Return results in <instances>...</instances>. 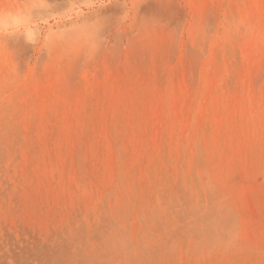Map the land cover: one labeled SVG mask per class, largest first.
Masks as SVG:
<instances>
[{"label": "rangeland", "instance_id": "1", "mask_svg": "<svg viewBox=\"0 0 264 264\" xmlns=\"http://www.w3.org/2000/svg\"><path fill=\"white\" fill-rule=\"evenodd\" d=\"M41 3L0 0V264H264V0ZM120 78L191 91L178 153Z\"/></svg>", "mask_w": 264, "mask_h": 264}, {"label": "bare ground", "instance_id": "2", "mask_svg": "<svg viewBox=\"0 0 264 264\" xmlns=\"http://www.w3.org/2000/svg\"><path fill=\"white\" fill-rule=\"evenodd\" d=\"M45 3L47 0H39ZM41 3V4H42ZM12 8H3L2 15L12 12ZM256 44V42H255ZM112 75V74H110ZM109 75V76H110ZM115 77V75H114ZM125 77V76H124ZM131 80V79H130ZM68 84V83H67ZM161 85V84H160ZM169 85V84H168ZM173 85V84H172ZM69 86H71L69 84ZM105 100L104 104L100 100L97 101L98 105L102 108L98 111L101 116L106 112L104 105H107L109 112H112L116 117L121 115L127 125L135 133L137 127L145 125L149 127L152 132V140L154 147L158 153L161 152L163 147L164 139L169 140L170 149L173 152H179L181 143L185 139V135L191 128V118L195 109V103L192 101L193 95L189 89H184L182 85L175 84L172 89L166 86V90L158 91L157 86L153 87L149 84H142L135 79L134 87L129 84L125 78H120V80H108L105 83ZM68 88V87H67ZM73 88V87H72ZM71 89V88H70ZM85 89V88H84ZM7 90V89H6ZM48 90V89H47ZM53 90H56L53 88ZM86 90V89H85ZM160 90V89H159ZM88 91V90H86ZM134 91V94H132ZM249 91V90H248ZM68 92V91H67ZM99 92V85L95 83L92 89L94 96H97ZM203 92V91H202ZM38 93V92H37ZM56 93V92H55ZM69 93V92H68ZM256 93V92H255ZM263 94V93H261ZM85 95V94H84ZM66 96V95H65ZM88 96V93H87ZM197 96V95H196ZM199 96V95H198ZM260 97V95H259ZM199 98V97H198ZM201 98V93H200ZM199 98V101H200ZM254 99L253 94L248 92L244 99L246 105L250 103L247 102L248 99ZM94 99V98H93ZM195 99V97H194ZM205 99V98H204ZM203 99V100H204ZM237 99L235 97L233 100ZM97 100V99H96ZM232 100V101H233ZM67 99H64L66 102ZM218 100H216L217 102ZM223 101V100H222ZM239 101V99H238ZM237 101V102H238ZM259 103L258 115L264 118L262 114L264 112V99L257 100ZM205 103V102H203ZM240 103V101H239ZM238 103V104H239ZM201 104V103H200ZM221 104V103H220ZM223 104V103H222ZM226 104V103H224ZM252 104V103H251ZM49 105V104H48ZM51 105V104H50ZM197 105V104H196ZM227 105V104H226ZM240 105V104H239ZM242 105V104H241ZM92 106V105H91ZM90 106V107H91ZM213 106V105H212ZM222 106V105H221ZM249 106V105H248ZM252 106V105H250ZM249 106V107H250ZM254 106V105H253ZM89 107V108H90ZM198 107V106H197ZM230 107V106H229ZM92 108V107H91ZM228 108V107H227ZM255 109V108H254ZM199 110V109H198ZM218 108L217 111H219ZM224 110V109H222ZM227 111V110H226ZM236 107L231 109V114H234ZM256 111V109H255ZM84 112V111H83ZM207 112V111H206ZM237 112V111H236ZM241 112V111H240ZM257 112V111H256ZM49 113V112H48ZM85 113V112H84ZM209 113V112H208ZM35 114V113H34ZM204 114V110L200 112V115ZM226 114V113H225ZM90 115V114H89ZM211 115V114H210ZM227 115V114H226ZM79 116V115H78ZM105 116V115H104ZM108 116V115H107ZM249 116V115H248ZM34 117V116H33ZM84 116H82L83 119ZM109 117V116H108ZM111 117V116H110ZM194 117V115H193ZM253 117V116H252ZM199 118V117H198ZM194 119V118H193ZM204 119V118H203ZM251 119V117H250ZM262 119V118H261ZM259 120V119H258ZM208 121V120H207ZM252 121V120H251ZM29 122V121H28ZM119 122V119H118ZM193 122V121H192ZM224 119L219 121L220 126L223 125ZM230 122V120H229ZM254 122V121H253ZM34 123V122H33ZM110 123V122H109ZM115 123V122H114ZM123 123V121H122ZM206 123V122H205ZM204 123V124H205ZM232 123V121H231ZM252 123V122H251ZM255 123V122H254ZM50 124V123H49ZM260 124V121H259ZM105 126V125H104ZM109 126V125H108ZM116 126V125H115ZM210 126V125H209ZM251 126V125H250ZM120 127V125H119ZM202 127V126H201ZM223 127V126H222ZM124 128V127H122ZM251 128V127H250ZM257 128V127H256ZM263 128V127H262ZM113 129V128H112ZM121 129V128H120ZM119 129V130H120ZM206 129V128H205ZM247 129H249L247 127ZM124 130V129H123ZM245 130V129H244ZM257 130V129H256ZM97 131V130H96ZM112 131V130H111ZM191 131V129H190ZM113 132V131H112ZM119 132V131H118ZM121 132V131H120ZM140 132V131H139ZM164 133V134H163ZM203 133V132H202ZM99 134V133H98ZM100 135V134H99ZM111 135V134H110ZM109 135V136H110ZM142 135V134H141ZM165 135V138H164ZM112 136V135H111ZM98 137V136H97ZM230 137V136H229ZM100 138V137H99ZM112 138V137H111ZM110 138V140H111ZM125 138V137H124ZM163 138V139H162ZM94 139V138H93ZM162 139V140H161ZM141 140V138H137ZM189 140V139H187ZM113 141V140H112ZM117 141V140H116ZM143 141V140H142ZM166 141V140H165ZM164 141V142H165ZM187 142V141H186ZM194 142V141H193ZM196 142V141H195ZM94 143V142H93ZM198 143V142H197ZM30 144V143H29ZM95 144V143H94ZM146 144V143H145ZM144 144V145H145ZM152 144V145H153ZM183 144V143H182ZM195 144V143H193ZM201 144V143H200ZM192 145V144H191ZM34 146V145H33ZM110 146V145H109ZM117 146V145H116ZM183 146V145H182ZM196 146V145H195ZM94 147V146H93ZM115 147V146H114ZM135 147V146H134ZM165 147V146H164ZM186 147V146H185ZM110 148V147H109ZM126 148V147H125ZM184 148V147H181ZM111 149V148H110ZM165 150V149H164ZM206 150V149H205ZM30 151V150H29ZM126 151V150H125ZM146 151V150H145ZM143 151V152H145ZM152 151V150H151ZM153 152V151H152ZM215 152V151H214ZM99 153V152H98ZM132 153V152H131ZM140 153V152H138ZM170 153V152H169ZM90 154V153H89ZM133 154V153H132ZM135 154V152H134ZM163 154V153H162ZM131 155V154H130ZM171 155V154H170ZM182 155V154H181ZM180 155V156H181ZM135 156V155H134ZM148 156V155H147ZM187 156V155H186ZM251 156V155H250ZM137 157V156H136ZM157 157V156H156ZM167 157L170 158L168 155ZM109 158V156H108ZM143 159V158H142ZM142 159H140L142 161ZM102 160V159H101ZM111 159H109L110 161ZM148 161V159H146ZM159 159H157L158 161ZM140 161V162H141ZM156 161V162H157ZM177 161V160H176ZM61 162V161H60ZM137 162V161H136ZM191 162V161H190ZM143 163V162H141ZM155 163V162H154ZM115 165V164H114ZM113 165V167H114ZM46 166V165H45ZM112 166V164H111ZM112 167V168H113ZM57 168V167H56ZM59 170V169H57ZM99 171V170H98ZM222 171V170H221ZM51 172V171H50ZM53 172V171H52ZM58 172V171H57ZM107 172V171H106ZM194 172V171H193ZM214 172V171H213ZM56 173V172H54ZM110 173V172H109ZM215 173V172H214ZM55 175V174H54ZM163 177V176H162ZM191 179V178H190ZM201 188V187H200ZM153 189V188H152ZM61 191V190H60Z\"/></svg>", "mask_w": 264, "mask_h": 264}]
</instances>
